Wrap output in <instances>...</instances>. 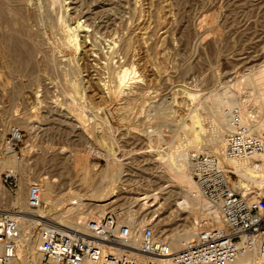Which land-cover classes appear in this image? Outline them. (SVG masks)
Instances as JSON below:
<instances>
[{
  "label": "rangeland",
  "instance_id": "1",
  "mask_svg": "<svg viewBox=\"0 0 264 264\" xmlns=\"http://www.w3.org/2000/svg\"><path fill=\"white\" fill-rule=\"evenodd\" d=\"M262 80L264 0H0V138L24 135L23 183L51 184L56 225L131 213L169 243L220 226L159 158L210 154L239 105L264 126ZM239 181L264 202V185ZM15 204L0 186V212ZM25 233L16 264H38Z\"/></svg>",
  "mask_w": 264,
  "mask_h": 264
},
{
  "label": "built area",
  "instance_id": "2",
  "mask_svg": "<svg viewBox=\"0 0 264 264\" xmlns=\"http://www.w3.org/2000/svg\"><path fill=\"white\" fill-rule=\"evenodd\" d=\"M227 116L229 133L220 159L202 153L189 157L197 196L218 214L220 226L198 231L173 251L150 223L135 227L112 212L85 220L76 231L44 217L29 227L37 243L38 264H264V202L239 194L233 185L237 175L229 166L253 165L264 153V134L245 121L238 106ZM23 142L16 127L0 138V186L15 203L23 202L24 211L38 215L44 208L42 189L38 183H23ZM19 211L15 204L0 212V264L18 261L21 231L14 215Z\"/></svg>",
  "mask_w": 264,
  "mask_h": 264
},
{
  "label": "bare ground",
  "instance_id": "3",
  "mask_svg": "<svg viewBox=\"0 0 264 264\" xmlns=\"http://www.w3.org/2000/svg\"><path fill=\"white\" fill-rule=\"evenodd\" d=\"M66 31H67V33L70 32L69 29H67ZM73 37H75V39L73 41L76 42V36L73 35ZM71 40H72V38H71ZM23 60H24V58H23ZM125 74H126L125 71L121 72L120 74H117L118 75V78H117L118 82L116 81V83H118L119 85L123 84L124 78H125ZM262 81H264V80H262ZM263 97H264V94H263ZM239 106H238V108H239ZM239 110H240V112H242L241 108H239ZM241 114H242V117L245 119L246 122H248L252 126H254L255 130H261L262 131L264 129L263 125H261L259 123L257 124L254 120L253 121L252 120L249 121L247 115L244 112H242ZM197 125H198L197 119L195 121H192V128H193L192 131H195V133H197V131L199 130V127H198L199 125L198 126ZM227 129H226L227 131H222L221 133L219 132V136L216 139L214 138L213 140H211L208 143L207 150H208V152L210 154L206 153L207 155H210V156H213V157H216V158L220 159V156L222 154V148H223V145H224L225 138L228 135L227 133H229L228 132L229 131V127ZM257 133H260V132L257 131ZM195 138H198V137H196V135H195ZM189 157H190V155H188L187 153L179 152V153H176L175 155H170V156L165 157V158L160 157L159 161L167 168V170H169V172L171 174V178L176 180L182 187L187 189L188 192L191 193V195L193 197L196 198L197 191H196L195 185L193 183V180L191 178V169H190V164H189ZM258 159L262 160V165H261V167L259 166L260 169H258L257 166L256 167H252L248 163H238V162L229 163V166L232 167L234 173L239 178H241L242 180H245V181L251 180V181L255 182L256 184H258L259 187H261L262 185H264V153L261 156H259L258 158H256L255 160H258ZM220 163H221V160H220ZM114 187H115V185H114ZM234 187L236 189H239L243 193H245L247 191L246 190L247 185L245 183H242V181H239L237 184H234ZM41 189H42L41 200H42V203H43L44 199H47L51 195L52 186H51L50 183L45 182L44 185H43V188L41 187ZM113 191H114V189H112V192L108 196L109 199L116 197L117 194L114 193ZM105 195H106V193H105ZM249 200L250 201H252V200L258 201V200H256L255 197H250ZM18 202H21V201L17 200L16 204ZM21 204H22L21 206L19 204H17L20 207L21 211H19L18 214L14 215V217L17 219V222L19 223V228H20V231H21L20 243L24 244V242H26V240H25V237H26L25 231L30 227V223L36 222V219H42L43 220L44 219V215L42 214V212H39L38 215H33L30 212H26V211H24L25 208H24L23 202H21ZM74 204H77V203L76 202H71L70 203V205H74ZM23 212H26L27 214H29V217H31V219H29L27 214H25ZM100 212H101L100 216H102L103 212L102 211H100ZM130 214H128L129 216H127V219H126V220H128L127 223L136 227V224H135L136 222L134 221L135 218L133 217L134 215L132 214V217H133L132 218ZM215 216H217V218H216L217 220H220L218 214L215 215ZM128 217H130V219ZM57 220H59V223H60L59 226L61 228H63L64 230L65 229L66 230H73V229L81 230L82 229V221H81V219H80L79 222L76 221V222H70L69 223L67 221V225L68 226L65 225L67 228L64 227L63 225H61L62 219L61 220L57 219ZM171 239H172V241L170 243L169 242L168 243H169L171 249L173 251H176L179 248V243H180L179 239L175 235H171ZM31 251L33 252V255H32ZM31 251L29 253L30 256L32 255L34 258H36L38 256L37 253H36V248L32 247ZM20 253H23V251H20ZM30 256H29V261H34V258L32 260L31 259L32 256L31 257ZM16 263H19V262L17 261Z\"/></svg>",
  "mask_w": 264,
  "mask_h": 264
}]
</instances>
